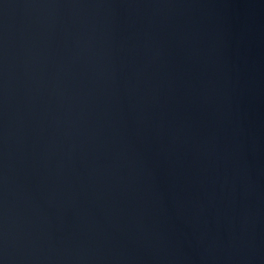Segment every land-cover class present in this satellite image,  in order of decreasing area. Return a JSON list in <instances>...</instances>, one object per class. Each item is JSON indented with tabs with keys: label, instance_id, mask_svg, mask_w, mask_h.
<instances>
[{
	"label": "water",
	"instance_id": "water-1",
	"mask_svg": "<svg viewBox=\"0 0 264 264\" xmlns=\"http://www.w3.org/2000/svg\"><path fill=\"white\" fill-rule=\"evenodd\" d=\"M0 264H264V0H0Z\"/></svg>",
	"mask_w": 264,
	"mask_h": 264
}]
</instances>
